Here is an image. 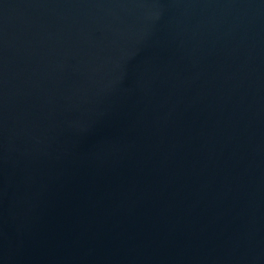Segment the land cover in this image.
<instances>
[{"label":"water","instance_id":"water-1","mask_svg":"<svg viewBox=\"0 0 264 264\" xmlns=\"http://www.w3.org/2000/svg\"><path fill=\"white\" fill-rule=\"evenodd\" d=\"M0 264H264V0H0Z\"/></svg>","mask_w":264,"mask_h":264}]
</instances>
